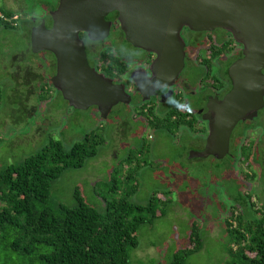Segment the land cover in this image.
<instances>
[{
	"label": "rangeland",
	"instance_id": "374dc122",
	"mask_svg": "<svg viewBox=\"0 0 264 264\" xmlns=\"http://www.w3.org/2000/svg\"><path fill=\"white\" fill-rule=\"evenodd\" d=\"M59 1L0 0L1 7L20 15L17 27L0 25V166L37 153L52 138L69 148L91 130L99 131L104 142L97 154L82 167L64 170L53 183L52 199L74 206L78 191L105 212L108 201L121 198L134 183L137 188L129 200L139 204L148 203L159 190L169 198L160 202L166 213L140 226L131 264L169 263L190 244L194 222L202 226L204 242L187 257L188 264H225L230 259L226 219L232 212L252 218L264 204V107L254 119L235 127L230 153L222 159L190 158L191 149L203 146L207 129L185 127L176 133L155 128L135 105L118 104L107 118L94 107L74 108L50 83L53 53H35L30 45L31 18L41 16L50 23ZM129 156L140 161L136 179L116 189L111 184L122 178L123 167L128 170Z\"/></svg>",
	"mask_w": 264,
	"mask_h": 264
},
{
	"label": "trees",
	"instance_id": "16d2710c",
	"mask_svg": "<svg viewBox=\"0 0 264 264\" xmlns=\"http://www.w3.org/2000/svg\"><path fill=\"white\" fill-rule=\"evenodd\" d=\"M0 13L3 15L0 25L17 27L6 19L12 17L14 11L0 6ZM2 96L0 86V103ZM171 116L155 117L149 119V123L176 133L183 125L196 132L206 129L196 128L185 116L180 122H173ZM103 142L104 138L94 129L69 148L60 139L52 138L24 160L0 166V200L3 202L0 206V264H131V250L139 244L140 226L166 213L165 209H160V202H167L169 198L161 191H154L148 203L139 204L129 200L137 188L134 183L135 189H127L121 198L108 201L105 212L78 191V202L74 206L58 203L51 197L53 183L64 170L82 167L88 158L97 154ZM248 146L244 147V156L250 149ZM137 151L138 155L143 154L142 149ZM126 163L128 170L123 167L122 178L113 179L111 184L116 189L119 184L136 179L140 166L138 157L129 156ZM131 166L134 168L130 169ZM250 198L249 195V201ZM256 213L247 218L243 212L237 215L232 212L230 219H226L230 259L225 264H264V204ZM203 235L202 226L194 222L190 244L167 264H188L187 257L202 248Z\"/></svg>",
	"mask_w": 264,
	"mask_h": 264
},
{
	"label": "water",
	"instance_id": "95a60500",
	"mask_svg": "<svg viewBox=\"0 0 264 264\" xmlns=\"http://www.w3.org/2000/svg\"><path fill=\"white\" fill-rule=\"evenodd\" d=\"M114 11L128 41L158 53L160 66H165L163 59L169 60L171 84L185 63L181 35L185 26L225 27L244 43L245 56L229 68L232 90L211 103L203 115L208 121L204 149L189 152L190 158L227 156L238 123L254 119L264 107V0H60L51 11L52 26L43 18L32 29V50L55 54L57 72L52 82L71 106L97 105L104 118L114 105L130 102L131 97L123 84L90 65L80 34L85 31L92 39L106 38L112 25L107 16ZM139 88L143 91L141 84Z\"/></svg>",
	"mask_w": 264,
	"mask_h": 264
},
{
	"label": "flooded vegetation",
	"instance_id": "af4514ba",
	"mask_svg": "<svg viewBox=\"0 0 264 264\" xmlns=\"http://www.w3.org/2000/svg\"><path fill=\"white\" fill-rule=\"evenodd\" d=\"M43 18L40 16L33 20L32 17V29L39 25ZM44 19L47 26L51 27L52 21L48 23L47 18ZM107 19L112 21V25L106 38L92 39L85 31H82L80 35L84 40L90 65L112 78L114 83L123 84L130 95V102L122 101L118 104L137 106L138 112L142 115L147 114L148 122L149 119L152 120L155 117L168 118L174 113L171 116L173 122H180L185 116L191 124L204 129L208 121L203 115L209 111L211 103L223 99L233 88L229 68L245 56L244 43L238 41L235 33L225 27L192 29L185 26L181 31L185 42V63L179 76L171 84L169 60L163 59L161 62H164L165 66H160L158 53L128 41L118 20L117 11L109 13ZM18 25L17 23L15 26ZM121 44L125 47L123 48ZM53 55L55 58L54 76L57 72V58L54 53ZM52 77L50 83L53 85ZM139 83L143 91L140 90ZM58 91L62 94L60 90ZM91 107L96 108L101 114L97 105L89 108ZM249 121L251 120L239 123ZM185 127L189 126L183 125L181 129ZM206 129L208 135V128ZM207 135L203 146L199 149L194 148L195 150L204 149Z\"/></svg>",
	"mask_w": 264,
	"mask_h": 264
},
{
	"label": "built area",
	"instance_id": "2783aa9c",
	"mask_svg": "<svg viewBox=\"0 0 264 264\" xmlns=\"http://www.w3.org/2000/svg\"><path fill=\"white\" fill-rule=\"evenodd\" d=\"M0 16H3L1 13H0ZM6 18V17H4ZM8 21H11L13 24L17 25V20L19 19V15L18 14H15L13 15L12 17L10 18H6Z\"/></svg>",
	"mask_w": 264,
	"mask_h": 264
}]
</instances>
